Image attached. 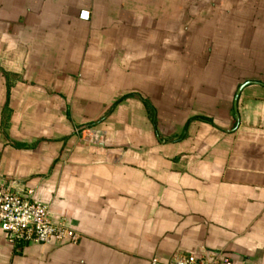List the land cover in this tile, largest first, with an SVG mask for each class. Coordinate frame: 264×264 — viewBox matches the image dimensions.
<instances>
[{
	"label": "crops",
	"instance_id": "0c3cea01",
	"mask_svg": "<svg viewBox=\"0 0 264 264\" xmlns=\"http://www.w3.org/2000/svg\"><path fill=\"white\" fill-rule=\"evenodd\" d=\"M0 183L80 236L0 264H264V0H0Z\"/></svg>",
	"mask_w": 264,
	"mask_h": 264
},
{
	"label": "built area",
	"instance_id": "2783aa9c",
	"mask_svg": "<svg viewBox=\"0 0 264 264\" xmlns=\"http://www.w3.org/2000/svg\"><path fill=\"white\" fill-rule=\"evenodd\" d=\"M82 20L90 19V11L82 10ZM85 141L99 144L103 140V132L86 127L80 131ZM0 228L5 237L12 243H70L77 244L80 236L64 219L56 220L50 208L42 201L34 198V190L14 191L10 186L0 183ZM152 264H164L158 258ZM167 264H234L233 261L216 255L202 257L197 254L176 255Z\"/></svg>",
	"mask_w": 264,
	"mask_h": 264
},
{
	"label": "water",
	"instance_id": "95a60500",
	"mask_svg": "<svg viewBox=\"0 0 264 264\" xmlns=\"http://www.w3.org/2000/svg\"><path fill=\"white\" fill-rule=\"evenodd\" d=\"M243 88H244V86H241L240 89L237 92L236 99H235L236 108L238 107V100H239V97H240V94H241V91H242ZM236 115H237V118H238L239 117L238 113H236Z\"/></svg>",
	"mask_w": 264,
	"mask_h": 264
},
{
	"label": "trees",
	"instance_id": "16d2710c",
	"mask_svg": "<svg viewBox=\"0 0 264 264\" xmlns=\"http://www.w3.org/2000/svg\"><path fill=\"white\" fill-rule=\"evenodd\" d=\"M201 120H204V121H207V122H212V120L211 119H209V118H204V117H202V118H200Z\"/></svg>",
	"mask_w": 264,
	"mask_h": 264
}]
</instances>
